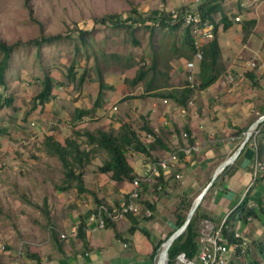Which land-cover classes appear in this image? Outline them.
<instances>
[{"label": "rangeland", "instance_id": "374dc122", "mask_svg": "<svg viewBox=\"0 0 264 264\" xmlns=\"http://www.w3.org/2000/svg\"><path fill=\"white\" fill-rule=\"evenodd\" d=\"M181 5L193 8L196 3L194 0H0V39L8 43L18 39L25 41L41 33L68 32L74 26L95 27L87 49L78 54L73 41L64 38L40 47L27 43L11 56L5 88L0 86L3 95L12 97L9 105H0V127L4 130L0 132V263L13 260L12 264H38L42 258L51 260L57 251L51 229L60 239L66 238L61 236L62 232L66 233L65 223H75L94 207L96 191L110 178L108 172L97 169L107 152L100 147L92 149L82 131L118 129L123 120L137 127L150 111L152 99L162 103H166V99L171 106L174 104L169 98L146 93L147 88L158 84L171 88L189 74L191 80L194 79L198 58L194 57L196 61L191 67L187 65L181 28L150 30V22L143 20L131 33L123 27L94 24L92 17L107 12L126 17L134 6L144 15L161 14L164 10L175 12ZM246 6L248 11L255 9L252 4ZM224 9L234 23H243L249 16L245 8L239 10V20L234 18L239 14L236 0L227 1ZM256 9L264 12V1ZM219 17V13L216 14V18ZM260 21L263 23L264 15ZM255 33L256 42L251 49H233L232 59L241 74L238 75L237 67H227L225 59L221 61L236 75V80L241 78L250 84L245 73L253 70L264 84V68L249 69L245 65L254 49L264 50V30L255 28ZM132 36L138 40L137 44ZM218 37L224 57L236 44L241 46L243 40L246 41L234 28L227 31L221 27ZM72 60H75L76 73L75 79L70 80L67 68ZM139 68L146 69L143 79L135 85L129 84L127 79ZM45 72L55 78L53 96L41 105H34L33 96L40 88L38 78ZM82 72L84 80L79 85L77 79ZM100 78L105 83L103 87L99 85ZM194 81L198 83L197 78ZM95 99H99L100 104L91 114L73 118L75 108L92 107ZM145 133L140 132L143 140L148 137ZM47 135L62 143L66 137H71L80 148H91L90 161L83 166L85 191L78 192L75 186L57 187L63 184L64 170L59 158L46 150ZM126 155L132 163L143 159L137 151L128 150ZM74 166L79 169L78 165ZM134 166L139 169L138 162ZM252 252L264 263V258L253 247ZM240 261L251 264L245 254Z\"/></svg>", "mask_w": 264, "mask_h": 264}, {"label": "crops", "instance_id": "0c3cea01", "mask_svg": "<svg viewBox=\"0 0 264 264\" xmlns=\"http://www.w3.org/2000/svg\"><path fill=\"white\" fill-rule=\"evenodd\" d=\"M227 1L229 0L222 1L223 8L226 7ZM262 1L264 0H236V10L239 14H241L239 8L240 10L246 8L248 11L249 7L246 5L252 4L255 9L245 12L249 15L247 18H256V23L246 41L243 40L241 46L236 44L229 53H225L226 57L221 54V58L227 62V67H237L238 73L240 68L235 64V59H232L233 49L235 51L251 49L252 44L256 42L255 28L264 30V21L259 22L264 12L256 9ZM241 25L242 23L232 22L227 29L223 30L228 31L234 28L244 39ZM220 28L218 26L217 36ZM190 60L196 61L194 56ZM227 72L228 69L225 68L212 83L206 87L194 89L185 106L174 102L171 106L172 103L167 102L166 99H164L166 103L152 99L150 105L152 107L149 108L150 111L148 110L145 119L154 133L146 132L145 136L148 137L145 140L142 136L140 137L144 142H153V145L148 154L138 151L140 156L143 155L142 160L132 163L128 158L135 175L143 172L145 161L165 155L185 141L181 136L182 131L189 130L192 142L196 145V149L191 154L182 156L177 166H172L169 172L162 174V181L169 183L164 191L163 189L160 192L151 191L146 182H141L140 196L142 201L148 199L153 203L152 215L150 217L135 215L137 227L130 232L129 227L134 224L130 215L113 220L104 227H98L94 220L89 219V210L82 215L85 220L86 243L84 244L80 237L70 235L64 239L59 238L61 241L59 249L53 240L57 249L53 258L51 260L42 258L38 264L154 263L152 262L154 257L150 255L153 245L178 227L177 216L173 212L178 193L183 192L186 197L193 200L207 185L218 165L236 150L250 124L264 112V84L258 81V85H252L251 80L249 84L241 81V78L239 81L238 78L236 80V75L232 83H227L225 80ZM189 75L186 77L189 78ZM191 85L193 86L192 83ZM149 97L151 96L147 98ZM156 105H158L157 108H155ZM256 156V149L249 140L233 161L217 174L200 201V210L206 214L205 218L219 223L224 214L231 211L238 203L247 189H250L251 195L260 197L264 207L262 169H259L260 179L250 184ZM137 162L139 169L134 166ZM175 173H179V177H175ZM104 181L101 183L100 190L96 191V197L100 201L102 199V201L117 203L132 187L131 180L117 181L108 178L106 182ZM77 222L78 219L75 220V223ZM75 223H65L66 227L63 229L66 234ZM229 223L233 228H240L250 241L262 240L264 237V214L260 213L259 217H253L246 222L231 219Z\"/></svg>", "mask_w": 264, "mask_h": 264}, {"label": "trees", "instance_id": "16d2710c", "mask_svg": "<svg viewBox=\"0 0 264 264\" xmlns=\"http://www.w3.org/2000/svg\"><path fill=\"white\" fill-rule=\"evenodd\" d=\"M222 1L224 0H202L196 4L195 7L200 14L201 21L208 20L214 23V36L199 47L194 44V38L191 33V25L184 24L183 16L185 12L190 9V7L186 5H181L175 12L164 10L161 14L149 13L147 15H144L134 6L131 9V14L126 17H119V14L117 12H107L98 16H93L92 19L94 24L101 23L109 24L110 26L116 28L123 27L125 29H128L131 33H133L140 27V23H142L143 20H147L150 22V30H154L157 27L169 28L170 30H177L181 28L183 41L182 43L186 45L183 55L188 60H190L198 49L201 51V57L197 60V68L195 70L194 76V79H198V83H196L194 79L192 81L191 79H188L186 77L184 81L177 86L167 88V84H158L154 87L147 88L146 93L169 98L175 104L185 106L194 89L206 87L214 80H216L225 70V66L221 61V47L218 41L217 30L219 25H221L223 29H227L233 21L229 17L228 13L224 10L221 4ZM218 13L220 17L217 19L216 14ZM255 22L256 18L248 17L242 23L241 26L244 33V39L247 38L251 33V29L254 26ZM94 29L95 27L81 28L78 26H74L70 28L68 32H58L54 34L41 33L39 36L29 38L25 41L18 39L8 43L0 39V86L2 88H5L6 72L12 59L11 56L13 52L18 49V47L27 43H32L36 47H40L43 44H50L66 38L73 41L74 51H76V53L78 54L82 49H87V46L90 44V41L93 38ZM132 38L137 44L138 40L133 36ZM74 66L75 60H72L67 68V78H69L70 80L75 79L76 71ZM145 73L146 69L139 68V70L132 78L127 79V82L131 85H135L137 82L143 79ZM245 75L250 78L252 85H258L259 79L255 71L249 70L245 73ZM83 80L84 72H82L78 77L77 83H79L80 85ZM99 80L100 87L105 86L102 78H100ZM38 81L40 83V88L33 96L34 105H41L53 96L52 88L54 86L55 78L50 73L45 72L41 78H38ZM191 83L193 84V86L191 85ZM11 101L12 97L10 95H3L0 91V105H9ZM99 104V99H95L94 105L92 107L75 108V114L73 115V118L79 119L82 115L91 114L96 109V107L99 106ZM257 128L258 132L255 135L256 155L257 159L263 164V167L261 169L264 173V120L258 124ZM2 129L3 128L0 127V132L4 131ZM141 131L149 132L150 134L154 133L153 129L146 122V119H144L142 123L137 127L132 125V123L123 120L119 124L118 129H114L113 127L108 129L97 128L94 131L85 129L84 131H82V133L86 136L87 143L92 145V149L93 147H100L107 152V157L101 164L97 166L98 171L108 172L111 179L118 181L132 180L135 176V172L128 160L126 152L128 150H131L148 154L150 147H152L153 145V142H144L141 139ZM186 131L189 134L187 141L193 143V139L190 136L189 130ZM76 133L79 134V131L76 130ZM249 140L250 139H248V141ZM44 144L46 145L47 152L50 154H55L59 158L63 166V184L58 185L57 187L61 189H67L71 186H75L78 192L85 191L86 188L83 181V166L90 161L89 155L91 152V148L87 150L80 148L76 140L71 137H66L64 139V143H62L59 140L54 139L52 135L46 136ZM179 156L182 157L183 154L179 152ZM74 164L78 165V170L75 169ZM258 179H260L259 170L257 171L254 181ZM159 180L162 182V191H164L166 189V185H168L169 183H167L166 181H162L161 176ZM178 195L179 196L177 198V202L173 208V212L177 216V226L181 225L184 221L187 211L192 202V198L186 197L183 192L178 193ZM94 197L97 202L100 201L96 196ZM248 201H253L256 206L248 205ZM142 202L153 208V203L148 199H144ZM260 213L264 214V207L262 206L260 197L251 195L250 189H247L242 199L230 211L227 222H230L231 219L242 220L246 222L248 221L247 216H250L251 218L259 217ZM127 215H130L134 221V224H131V226L129 227V231L132 232L137 227V219L135 218L136 216L134 214L129 213ZM203 217H206V214L200 210L199 203L184 230L170 244L168 248L167 264H175V256L180 251H184L189 256H193L195 254L197 248L196 237L198 233V226L200 220ZM111 222L112 221L109 219L106 220V225H109ZM77 227L78 232L76 236L80 237L85 244V220L83 216H80L78 218ZM171 232L172 231H170L167 236H165V238L159 240L153 245L152 251L150 253L151 257H154L156 255L160 244L169 236ZM225 232L227 233L228 231ZM228 235L229 237H232V231L228 232ZM51 237L56 243L57 247L60 249L61 242L59 239V235L53 229H51ZM252 247L255 249L258 255L264 258V241L260 239L251 240L245 252V255L248 257V260L251 264H264L256 258V256L254 255L255 253L253 254ZM31 255L32 257H35V254ZM236 264H246V262L238 261Z\"/></svg>", "mask_w": 264, "mask_h": 264}, {"label": "built area", "instance_id": "2783aa9c", "mask_svg": "<svg viewBox=\"0 0 264 264\" xmlns=\"http://www.w3.org/2000/svg\"><path fill=\"white\" fill-rule=\"evenodd\" d=\"M194 1L197 4L202 0ZM195 6L185 12L183 19L184 24L191 25L194 44L199 47L203 42L214 36V23L208 20L201 21L200 14ZM234 18L239 20L240 14H236ZM194 57H201L199 49L195 52ZM193 64V60L187 61L189 67ZM245 65L249 69L264 68V50L259 48L254 49L251 57L245 61ZM238 74H241V71ZM189 78H191V75H189ZM225 80L227 83H232L235 80V74L228 71ZM257 132L258 128L256 127L249 137L254 148L256 146L255 135ZM181 136L185 141L175 146L167 154L144 162L143 172L133 177L131 189L117 203L106 201L95 203L89 212V219L94 220L98 227H104L106 226V220H117L127 216L129 213L150 217L152 215V208L141 201V182H146L151 191L160 192L162 190V183L159 180L160 176L165 172H169L172 166H177L185 155L191 154L196 149L194 143L187 141L189 136L187 131H183ZM179 152L183 154V157L179 156ZM262 167L263 164L256 156L250 184L254 182L257 171ZM175 177H179V173H175ZM248 205L256 206L253 201H248ZM229 213L230 211L226 212L219 223H214L209 218H202L198 226L195 254L189 256L184 251H180L175 256V264H236L238 261L240 262V258L245 254L250 240L244 236L240 228H233L229 221L227 222ZM247 219L250 220L251 217L247 216ZM225 231H232V237H229L228 232L226 233ZM77 232L78 227L77 223H75L70 227L67 234L62 232L61 236H76ZM19 253L20 251L18 250ZM12 262L13 260H7L0 264H12ZM154 263L161 264L159 251L154 256Z\"/></svg>", "mask_w": 264, "mask_h": 264}, {"label": "water", "instance_id": "95a60500", "mask_svg": "<svg viewBox=\"0 0 264 264\" xmlns=\"http://www.w3.org/2000/svg\"><path fill=\"white\" fill-rule=\"evenodd\" d=\"M264 120V112L261 113L248 127V129L246 130L245 136L242 140V142L239 144V146L236 148V150L229 155L225 160H223L218 167L214 170L213 174L211 175L207 185L201 190V192L192 200L191 205L187 211L186 217L184 219V221L182 222L181 225H179L178 227H176L170 234L169 236L162 241L161 246L159 248V256L162 255L161 257H163L161 264H167V259H168V248L170 246V244L172 243V241L184 230V228L186 227V225L188 224L191 216L193 215L196 207L198 206V204L200 203L204 193L206 192V190L210 187V185L213 183L215 177L217 176V174L231 161H233V159L237 156V154L240 152L241 148L244 146V144L248 141L252 131L254 130V128H256L258 126V124Z\"/></svg>", "mask_w": 264, "mask_h": 264}, {"label": "bare ground", "instance_id": "6f19581e", "mask_svg": "<svg viewBox=\"0 0 264 264\" xmlns=\"http://www.w3.org/2000/svg\"><path fill=\"white\" fill-rule=\"evenodd\" d=\"M161 256H162V255H160V262H162V260H163V259H162L163 257H161Z\"/></svg>", "mask_w": 264, "mask_h": 264}]
</instances>
